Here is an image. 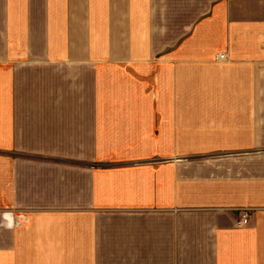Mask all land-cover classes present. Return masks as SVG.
<instances>
[{
  "label": "crops",
  "instance_id": "crops-1",
  "mask_svg": "<svg viewBox=\"0 0 264 264\" xmlns=\"http://www.w3.org/2000/svg\"><path fill=\"white\" fill-rule=\"evenodd\" d=\"M0 264H264V0H0Z\"/></svg>",
  "mask_w": 264,
  "mask_h": 264
},
{
  "label": "built area",
  "instance_id": "built-area-1",
  "mask_svg": "<svg viewBox=\"0 0 264 264\" xmlns=\"http://www.w3.org/2000/svg\"><path fill=\"white\" fill-rule=\"evenodd\" d=\"M224 59L225 58L223 56L218 57V60H224ZM250 218L251 217L250 216H247V215L243 216L241 222L239 223V226H246V225H248Z\"/></svg>",
  "mask_w": 264,
  "mask_h": 264
},
{
  "label": "bare ground",
  "instance_id": "bare-ground-1",
  "mask_svg": "<svg viewBox=\"0 0 264 264\" xmlns=\"http://www.w3.org/2000/svg\"><path fill=\"white\" fill-rule=\"evenodd\" d=\"M247 215V216H250L249 214L245 213L244 216Z\"/></svg>",
  "mask_w": 264,
  "mask_h": 264
},
{
  "label": "rangeland",
  "instance_id": "rangeland-1",
  "mask_svg": "<svg viewBox=\"0 0 264 264\" xmlns=\"http://www.w3.org/2000/svg\"><path fill=\"white\" fill-rule=\"evenodd\" d=\"M225 60V59H224Z\"/></svg>",
  "mask_w": 264,
  "mask_h": 264
}]
</instances>
